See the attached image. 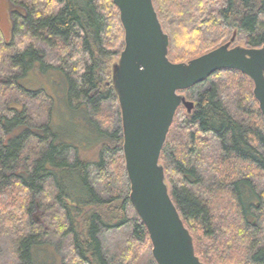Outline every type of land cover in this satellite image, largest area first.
<instances>
[{"label":"trees","instance_id":"16d2710c","mask_svg":"<svg viewBox=\"0 0 264 264\" xmlns=\"http://www.w3.org/2000/svg\"><path fill=\"white\" fill-rule=\"evenodd\" d=\"M10 3L13 37L20 35L25 37L23 43L28 41L27 47L10 59L16 72L0 80L1 97L10 94L14 96L11 101L23 103H0V213L12 222V229L19 230L18 255L27 264H60L51 246L37 236L43 231L41 222L46 221L49 228L69 238L72 257L81 264H119L105 251L100 236L103 231L128 227L133 232L129 242L140 246L157 264L147 228L130 199L122 120L111 131V116L103 118L100 127L87 110L92 106L96 111L109 99L119 102L112 82V65L125 46L118 7L114 0ZM153 3L169 35V59L173 62L199 57L225 44L235 33L245 39L247 47L264 45V0ZM174 9L189 12L183 17L192 23L183 30L184 19L174 23ZM36 42L56 49V65L45 62V53ZM0 48L7 45L2 42ZM224 71L243 78L248 99L244 114L249 118L236 120L217 89L209 87L198 95L192 113L178 109L161 163L172 199L204 263L264 264V190L257 192L255 182L258 175L264 178V116L253 93V81L237 70L216 73ZM30 73L38 78L41 75L40 79L52 76L59 92L45 93L53 102L47 114L53 116L56 103L62 102L67 117L60 124L49 118L35 124L28 114L24 102L41 91L26 89L21 83ZM174 129L185 134L190 157L183 160L177 154L175 166L168 160ZM205 136L220 142L222 154L212 167L218 180L202 189L196 186L190 160L200 151ZM71 151L75 152L73 159ZM186 181L194 184L190 192ZM215 203L222 210L233 205L232 211L218 215ZM48 205L53 211L45 214L42 211Z\"/></svg>","mask_w":264,"mask_h":264},{"label":"water","instance_id":"95a60500","mask_svg":"<svg viewBox=\"0 0 264 264\" xmlns=\"http://www.w3.org/2000/svg\"><path fill=\"white\" fill-rule=\"evenodd\" d=\"M125 32V46L113 65L130 199L145 224L157 264H206L170 194L161 154L180 107L192 113L196 102L183 91L216 72L237 70L254 83L264 116V45L225 44L187 62L169 59L170 38L153 0H114Z\"/></svg>","mask_w":264,"mask_h":264},{"label":"rangeland","instance_id":"374dc122","mask_svg":"<svg viewBox=\"0 0 264 264\" xmlns=\"http://www.w3.org/2000/svg\"><path fill=\"white\" fill-rule=\"evenodd\" d=\"M11 8L12 5L10 3V0H0V45L2 42L7 45V48L5 49L0 48L1 81L4 80V77L8 78V74L11 75L13 71L16 72L10 65V59L17 52L23 51L25 47H27L28 43L27 39H25L26 42L23 43V40L25 38L23 36L18 35L13 37V14ZM186 13L178 12V10L174 9L172 13L174 23L176 24L179 20L184 19L183 15ZM189 15L190 14H187L186 17H188ZM183 23V26H181L182 30L185 29L186 26H189L192 22L187 20L185 21L184 19ZM179 36H181V34ZM232 36L233 35L229 36L228 41L231 39ZM238 45L246 46V42L244 38H241L239 35H236V39L233 43V46ZM36 46L38 49L44 51L45 62L47 64H57L55 48L49 47L46 44L40 42H36ZM6 57H8V59H6ZM118 60L115 61L113 65L118 62ZM48 71L51 72L50 75H54L52 74V70ZM50 75H47L45 79H40L42 78L41 75L38 74V76L40 77L38 78L37 76L32 75L30 73L21 81V83L25 86L26 89L35 91L36 89H39V91L41 90L40 93H38L34 99L29 98V102H24L25 106L27 107L28 114H31L32 120L35 124L37 122H43L47 118L52 119L55 124H60L62 120L67 117L64 113H62V102L56 103V109L54 110L53 116H51V114H49L48 116L47 114V111L50 105L53 104V102H50V100H48L47 95L45 93L51 95L59 92V90L55 88L53 83L51 82L52 76L50 77ZM241 80H243V78L239 79L238 76L234 75V73L224 71L216 73L206 82L194 87L193 89L185 91L184 94L189 99L196 101L198 95L201 92L209 89V87H215L219 93V98L223 101L224 107L229 111V113L236 120L244 121L246 120V118H249V115L244 114L246 110H244V107H248V105H246V103H248V99L246 98L244 91V82ZM8 87L9 90L12 89L9 85ZM13 98L14 96H10V94L4 95V97L0 99V103L3 102L5 104L8 103L13 105H16L17 103L23 104L22 102L11 101ZM87 110L91 120L93 122H96L100 127H102V121H104L102 119L111 116V119L113 120V125L110 130L113 131L118 128L119 122L121 120V110L119 102H116L114 99H109L106 102H102L98 109H96V111L92 106H88ZM182 110L184 112L186 111L185 108H182ZM169 144L170 146L168 148V160L170 161V164H174L175 166V164L177 163V154L181 155V158L183 160L185 158L189 161L190 157L186 154L187 138L185 137L184 133L180 134L178 129H174L170 134ZM199 146L201 148L200 151H197V153L192 155L191 157L190 169L195 168L194 178H196V186H199L204 189L207 187V185H211L213 182L218 180V176L214 173L212 167L213 163L222 154V149L220 146V142L218 143L216 140L209 136L203 137L200 141ZM31 147L34 148L32 145ZM74 155L75 152L71 151L69 157L73 159ZM257 178L258 179L255 181L257 186V192H261L262 190H264V178H262L261 176L259 177V175ZM186 182V189L190 192L194 184L190 183L189 181ZM100 189V191L102 192L103 185H101ZM222 194L226 195V193L224 192ZM232 207L233 205L231 207H225L222 210V207L215 203V208H217L218 210V215H223L224 213L232 211ZM44 209L45 210L42 212L45 214L46 212L53 211V209L50 208L49 205L45 206ZM41 220H43V218ZM216 220H218L217 216ZM11 225L12 222L7 221L6 216L0 213V264H27L26 262L22 261L20 256L18 255L19 230L12 229ZM41 226L43 227V231L37 236L41 239L42 242L51 246L50 248L55 251L56 258H58L60 264H81V262L72 257L73 253L69 245V238L67 236L64 237L60 233H58L54 228H49L46 224V221L45 223L41 222ZM45 226H47L48 229ZM17 227H20V225L17 224ZM131 228L132 227L124 228L121 230L103 231L100 236L103 248L106 252H108L109 256L111 257V259L114 260L115 263L153 264V262L148 259L146 251L141 250L140 246L131 244L129 242V239L132 237L133 233ZM223 228L225 230V226ZM44 229L47 231V233L44 232ZM221 242L225 243V240H222Z\"/></svg>","mask_w":264,"mask_h":264},{"label":"flooded vegetation","instance_id":"af4514ba","mask_svg":"<svg viewBox=\"0 0 264 264\" xmlns=\"http://www.w3.org/2000/svg\"><path fill=\"white\" fill-rule=\"evenodd\" d=\"M193 88V87H192ZM191 89V88H190ZM186 91V90H185ZM184 92V91H183ZM188 98V97H187ZM189 99V98H188ZM191 100V99H190ZM192 101H194V100H192ZM194 102H197V100L196 101H194ZM181 108V107H180ZM184 108V107H183ZM186 109V108H185ZM187 111V110H186ZM193 112V111H192Z\"/></svg>","mask_w":264,"mask_h":264}]
</instances>
